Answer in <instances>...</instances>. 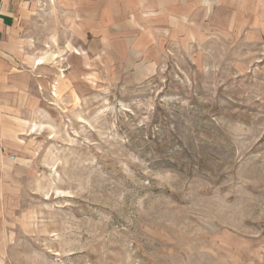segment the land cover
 Returning <instances> with one entry per match:
<instances>
[{"label":"rangeland","instance_id":"374dc122","mask_svg":"<svg viewBox=\"0 0 264 264\" xmlns=\"http://www.w3.org/2000/svg\"><path fill=\"white\" fill-rule=\"evenodd\" d=\"M226 1L99 39L39 4L0 264H264V3Z\"/></svg>","mask_w":264,"mask_h":264},{"label":"crops","instance_id":"0c3cea01","mask_svg":"<svg viewBox=\"0 0 264 264\" xmlns=\"http://www.w3.org/2000/svg\"><path fill=\"white\" fill-rule=\"evenodd\" d=\"M43 0H0V217L3 199L8 181L15 166L13 148L15 143L10 136L13 131V115L18 110L20 101L27 92V42L25 29ZM48 4L65 7L69 13L77 14L83 21L92 22L90 30L95 38L111 36L110 31H127L133 28L146 30L149 23L157 18L169 16L180 20L185 14H192L200 9V0H46ZM220 0H212L213 6ZM244 0H234L237 14L243 15ZM264 0H257L256 5L262 7ZM223 6L229 2L223 0ZM191 9V10H190ZM190 10V11H189ZM132 23L138 25L133 27ZM101 29V33H99ZM85 30L88 27L85 26ZM137 35V34H136ZM133 36V35H132ZM131 50H129L130 52ZM76 52L79 53L78 50ZM136 52H140L137 50ZM41 57H34V59ZM46 60L47 58L44 57ZM40 66V65H39ZM38 68V66L36 65ZM24 133L18 134L19 138ZM20 139V138H19Z\"/></svg>","mask_w":264,"mask_h":264},{"label":"bare ground","instance_id":"6f19581e","mask_svg":"<svg viewBox=\"0 0 264 264\" xmlns=\"http://www.w3.org/2000/svg\"><path fill=\"white\" fill-rule=\"evenodd\" d=\"M37 61H38V63H37ZM44 64V61H43V59L41 60V59H35L34 60V66H39V65H43ZM35 122V121H34ZM31 129H33V130H39V129H41V124L40 125H38L37 124V122L36 123H34L31 127H30V130ZM33 130H31L33 133H34V131ZM42 130V129H41ZM38 132V131H37Z\"/></svg>","mask_w":264,"mask_h":264},{"label":"built area","instance_id":"2783aa9c","mask_svg":"<svg viewBox=\"0 0 264 264\" xmlns=\"http://www.w3.org/2000/svg\"><path fill=\"white\" fill-rule=\"evenodd\" d=\"M11 158H12V159H15V155H11Z\"/></svg>","mask_w":264,"mask_h":264}]
</instances>
